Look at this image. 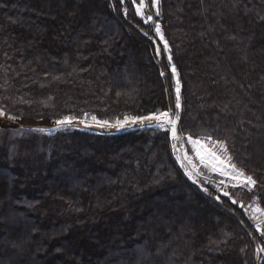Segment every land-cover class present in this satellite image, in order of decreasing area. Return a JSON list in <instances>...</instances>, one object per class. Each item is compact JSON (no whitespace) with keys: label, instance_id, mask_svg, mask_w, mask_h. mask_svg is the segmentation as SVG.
I'll return each mask as SVG.
<instances>
[{"label":"trees","instance_id":"1","mask_svg":"<svg viewBox=\"0 0 264 264\" xmlns=\"http://www.w3.org/2000/svg\"><path fill=\"white\" fill-rule=\"evenodd\" d=\"M124 1L0 0V108L109 123L172 108L152 25ZM147 5L181 83L180 137L223 142L257 182L231 198L264 208V0ZM19 134L0 132V264H264L253 215L194 185L169 132Z\"/></svg>","mask_w":264,"mask_h":264},{"label":"rangeland","instance_id":"2","mask_svg":"<svg viewBox=\"0 0 264 264\" xmlns=\"http://www.w3.org/2000/svg\"><path fill=\"white\" fill-rule=\"evenodd\" d=\"M128 1L132 5L134 13H135L136 12L135 11L136 10V4L138 3L137 0H136V3H133V0H128ZM121 2L125 3L124 0H121ZM150 2H151L152 9H153L154 13H156L158 11V1L157 0H150ZM125 10L127 11L126 7L124 6V8H123L124 14H126ZM143 10L145 11V13L148 11L147 0H145V8ZM138 18H140L143 21V19L140 16H138ZM149 23L152 25V27L150 28L152 35L154 34V36H155V37L152 36L151 38H152V41L154 42V45L156 47V55H157L158 59H160L161 53L163 52L166 59H167V62L169 64L170 70H171L172 64H170L168 61V56H169L168 51H165L164 42H159L160 39L158 38V35L155 32V26L157 24L159 25V22L153 18V20L148 22L147 25ZM160 41H162V40H160ZM157 49H159V54L157 53ZM171 72H172V70H171ZM172 77H173V107L170 108L169 110H171V112L178 113L179 109H176V107H175L176 77H174L173 74H172ZM0 112L3 113V115H0V130H3V131H0V132H2L4 135H9V137L4 136V135L3 136L0 135V136H2V139L4 141H9V139L11 140L12 138H10V137L16 138V136H21L19 134V131H21V130H27V131H30L31 133H52V132H55L57 130H61V129H65V128H77L80 130H85V131L93 132V133L117 134V133L127 132V131L134 130V129H141V128L150 127L149 121H144L143 124H140L139 122H137L136 124H132L131 122H129L128 124H124L123 127L117 126L116 125L117 121H116V122H111V123L108 122V125L100 126L95 121H93L92 119H89V118H73V117H70V118H72V123L70 125H57V123H56L57 120H63L65 118L54 119V120L53 119H47V120H38V121H27V120H22V119L13 117L12 115L3 111L1 108H0ZM123 120H118V121H123ZM81 121H84V123H81ZM151 123L154 124V122H151ZM109 125H111V126H109ZM152 127H155V126H152ZM169 138L171 140V149L173 151L174 158L180 166H181V163H180V161L177 160V156L182 155L184 151H187L189 157L192 158L194 160V162L196 163L197 168L200 172V175L193 174L192 179H189V177L186 175V177L194 185H196L198 188L201 187L203 189V191L205 192L204 193L205 195L208 194L206 186L207 185L211 186L216 192L214 198L219 202H221V200L223 198L229 199L231 202L233 200H235V199L231 198L230 193H229V189L237 188L239 186L233 187L232 186L233 182L230 181L228 178L221 176L215 172L210 171L209 169L202 167L199 164V161L197 159H195V154L191 150V145L187 143V137H186V139H183L180 137V139L178 141H173L171 139V136L169 133ZM34 139H36V138H34ZM201 141H205V140H201ZM174 143L176 144V149L173 148ZM38 144H39V140L36 139L35 148H36V146H40ZM12 147L16 150L15 152L17 154L28 155L26 153V151L24 149L20 148L19 146L13 145ZM227 155H228V153H227ZM182 170L185 174L184 168H182ZM193 180H195L196 182L194 183ZM221 181H224V182L221 183ZM224 192H227L228 195L227 196L224 195ZM236 204L238 207L242 208V210L244 212L251 213L253 215V217L255 215H257L256 213L253 212V208L257 207L258 205H256V204L255 205L244 204L242 201H238ZM241 205H243V207H241ZM247 209H248V212H247ZM260 219L264 220V217H260ZM256 223H257V221L254 219V228L255 229H256V227H255ZM260 226H261V229L264 230V224H261ZM258 247L262 248L260 245H256V258L259 256V254L263 253V252L257 251Z\"/></svg>","mask_w":264,"mask_h":264},{"label":"snow or ice","instance_id":"3","mask_svg":"<svg viewBox=\"0 0 264 264\" xmlns=\"http://www.w3.org/2000/svg\"><path fill=\"white\" fill-rule=\"evenodd\" d=\"M133 3H136V0H133ZM144 8L145 0H139L138 6L135 10L136 15L140 16L144 23L147 24L148 22L152 21V15L150 13L146 14L143 10ZM156 15H159V11L156 12ZM155 32L161 37V39H163V34L158 24L155 26ZM144 35L148 36V33L145 32ZM164 49L165 51H170L166 41H164ZM157 53L159 54V49H157ZM168 61L171 64L172 57L170 55L168 56ZM171 70L173 76L176 77L175 107L176 109H180V81L175 65H172ZM161 75H163V73H161ZM0 115H3V113L0 112ZM179 119L180 117L177 113L168 110L137 118L126 116L123 121H117L116 125L123 127L124 124H128L129 122L132 124H136L137 122L143 124L144 121H149L150 127L155 126L158 129L167 131L170 133L171 139L173 141H178L180 139L177 130V123ZM92 120L100 126L108 125V121H99L95 116L92 117ZM151 122H154V124ZM56 123L57 125H70L72 123V118L66 117L63 120H57ZM81 123H84V121H81ZM187 143L191 145V150L195 154V159L199 161V164L202 167L228 178L233 182V187H246L249 190H252V188L256 185L257 182L251 175H247L242 169H239L234 163L231 162L232 158L227 155L228 150L223 142L212 141L211 138L201 141L200 139H193L191 136H189L187 137ZM173 148L176 149L175 143L173 144ZM177 160L180 161L181 167L184 168L185 175H187L189 179L193 178V174L200 175L196 163L192 158L189 157L187 151H184L182 155H178ZM193 182L195 183L196 181L193 180ZM223 182L224 181H221V183ZM224 195L227 196L228 193L224 192ZM232 203L235 204L237 201L233 200ZM241 207H243V205H241ZM253 212L257 214L253 217V219L257 221L255 225L256 231L259 232L261 236H264V230H262L260 226L261 224H264V220L260 219V217H264V208L259 206L254 207ZM257 251L264 252V248L258 247Z\"/></svg>","mask_w":264,"mask_h":264},{"label":"water","instance_id":"4","mask_svg":"<svg viewBox=\"0 0 264 264\" xmlns=\"http://www.w3.org/2000/svg\"><path fill=\"white\" fill-rule=\"evenodd\" d=\"M139 1V0H138ZM158 1V0H157ZM145 12V11H144ZM152 20H153V17H152ZM163 40L164 41H166L165 39H164V37H163ZM160 41V40H159ZM161 42V41H160ZM168 54H169V51H168ZM180 93H181V83H180ZM181 102V101H180ZM180 112H181V107H180V109L178 110V115H179V117H180ZM178 124H179V121H178V123H177V130H178ZM178 135H179V131H178ZM179 137H180V135H179ZM200 189H201V191L203 192V193H205L204 191H203V189L201 188V187H199Z\"/></svg>","mask_w":264,"mask_h":264},{"label":"bare ground","instance_id":"5","mask_svg":"<svg viewBox=\"0 0 264 264\" xmlns=\"http://www.w3.org/2000/svg\"><path fill=\"white\" fill-rule=\"evenodd\" d=\"M138 6V3L136 4V7ZM158 38L160 39V40H162L161 42H164V40L163 39H161V37L160 36H158Z\"/></svg>","mask_w":264,"mask_h":264}]
</instances>
